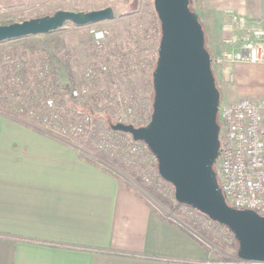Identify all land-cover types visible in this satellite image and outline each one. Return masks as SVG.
<instances>
[{
    "label": "crops",
    "instance_id": "obj_1",
    "mask_svg": "<svg viewBox=\"0 0 264 264\" xmlns=\"http://www.w3.org/2000/svg\"><path fill=\"white\" fill-rule=\"evenodd\" d=\"M202 1L197 12L207 17L213 53L264 29V0ZM215 73L230 100L264 96V64L225 63ZM133 187L75 145L0 110V264L214 261L185 220L165 215Z\"/></svg>",
    "mask_w": 264,
    "mask_h": 264
},
{
    "label": "water",
    "instance_id": "obj_2",
    "mask_svg": "<svg viewBox=\"0 0 264 264\" xmlns=\"http://www.w3.org/2000/svg\"><path fill=\"white\" fill-rule=\"evenodd\" d=\"M161 22L153 71L151 119L145 125L112 123L111 128L144 142L156 156L159 175L175 188V199L228 227L238 241V258L264 263V216L229 205L218 184V112L221 91L206 47L199 13L190 0H154ZM111 6L93 10L60 9L53 14L0 25V42L47 34L67 22L86 25L112 19Z\"/></svg>",
    "mask_w": 264,
    "mask_h": 264
},
{
    "label": "rangeland",
    "instance_id": "obj_3",
    "mask_svg": "<svg viewBox=\"0 0 264 264\" xmlns=\"http://www.w3.org/2000/svg\"><path fill=\"white\" fill-rule=\"evenodd\" d=\"M190 3L192 10L196 12L205 5L202 0H190ZM108 6L115 11L112 19L86 25L67 22L53 32L15 38L0 45V75H4L8 66L19 67L17 63L20 60L27 61L22 69L30 76L41 67L44 58L52 59V64L47 66V70H54V75L51 74L52 80L55 79L59 85L69 81V91L72 93L69 96L72 97L75 108L84 112L93 108L95 116L104 123V129L111 126V121L117 123L120 119L125 122L132 120L115 104L114 98L117 95L132 100L137 109L142 101L151 108L154 98L152 65L158 59V52L155 54V51L161 39V33L159 35L157 31L161 30V22L154 0H0V25L53 14L60 9L88 11ZM206 20L200 17L206 34V47L211 53L212 48L208 44L209 38L205 29ZM33 56L40 64L31 63ZM81 83H85L82 84L83 89L77 90ZM217 85L221 91L220 102L234 101L227 98L218 81ZM11 86H2L0 89V99H7V110L17 112L21 106L22 111L28 112V107L37 98L39 84L30 76L24 86ZM52 109L58 108L54 104ZM28 116L34 118L35 113L29 112ZM74 145L80 153L88 156L80 149V143L76 142ZM94 160L114 172L122 181L132 183L156 209L176 218L178 214H173L175 212L171 210L170 203L165 200L175 198V188L159 175L158 164L134 171L140 176L147 175L159 184L161 188L156 189L141 176L163 198L150 193L137 181L136 175L128 170L112 166L100 159ZM177 217V220L184 221L182 216ZM188 226L209 249L223 256H229L236 251L233 247H219L191 225Z\"/></svg>",
    "mask_w": 264,
    "mask_h": 264
},
{
    "label": "built area",
    "instance_id": "obj_4",
    "mask_svg": "<svg viewBox=\"0 0 264 264\" xmlns=\"http://www.w3.org/2000/svg\"><path fill=\"white\" fill-rule=\"evenodd\" d=\"M253 34L255 39L245 37L240 43L237 38L228 39L230 48L211 53L214 72L217 66L225 63L264 64V29L256 28ZM116 101L124 110V115L131 117V121L138 123L144 120L143 122L147 123L151 119L152 110H148L146 103H140V108L137 109L134 102L124 96L117 95ZM142 110L146 111L145 116ZM85 118L88 122L92 119L89 115ZM120 121L125 122L122 119ZM218 123L220 148L214 168L225 199L235 208L253 210L264 216V96L240 97L232 102H221ZM84 133H87L101 149L131 169L158 164L150 148L144 142L134 140L129 134L112 128L104 129L103 125ZM141 176L147 184L153 185L156 189L161 188L147 175ZM181 211L204 231L228 243L234 241V235L226 226L212 220L198 209L183 205ZM215 262L218 261L214 258L213 262L207 264ZM236 264L264 263L241 261Z\"/></svg>",
    "mask_w": 264,
    "mask_h": 264
},
{
    "label": "trees",
    "instance_id": "obj_5",
    "mask_svg": "<svg viewBox=\"0 0 264 264\" xmlns=\"http://www.w3.org/2000/svg\"><path fill=\"white\" fill-rule=\"evenodd\" d=\"M190 7H191V3H190ZM157 31L160 35L161 30L159 29ZM10 40H13V39H10ZM7 41L9 40L0 42V45L5 44ZM157 52H158V47L156 48L155 54H157ZM31 60H32L31 63L36 62L37 64H40V61L38 62L34 56L31 58ZM51 60L47 57L44 58V62L41 63V67L37 68L33 74H30V76H32V80L34 82L36 81L39 84L40 88L39 90H37V96H36L37 98L35 97L36 99L33 102L31 101L32 102L31 104L29 103L30 106L28 107L29 109L28 112H26L25 110L22 111L21 106L18 108L19 111L9 112L7 110L8 109L7 106H5V104L7 105V99H0V102H1L0 110L10 114L11 116L17 119L24 121L25 123L31 125L35 129L41 130L42 132L46 134L57 137L58 139L63 140L64 142L70 145H74V143L76 142L80 143V149L86 154H88V156H86L80 153L84 159L89 160L93 163H97L94 159H100L112 166H119L121 168H124L128 170L129 172L135 174L137 181L143 187H145L150 193L156 194L158 195V197L163 198L155 190L153 186L152 187L148 186L144 182L143 178L140 175L136 174L134 169L129 168L128 166L120 162L118 159L111 156L105 150L101 149L93 140L90 139V137H88L87 133L86 134L84 133V131L93 130L98 125H103V126L105 125L101 121V119L95 116L93 108H89L87 112H84V111H81L80 109L78 110L75 108L73 99L72 97L69 96V95H72V93L70 94V91H69V81H66L64 84L59 85L56 83L57 81L55 79L52 80L51 74L54 75L53 74L54 70L52 69L47 70V66H49L50 63L52 64ZM26 62L27 61L19 60V62L17 63L19 67L14 65L13 68H10L9 66L8 68H6V70L4 71V75H0V89L2 86L10 87V85H12L14 88H19V87L24 86L27 78L30 77L29 73L25 69H22L23 66L26 64ZM156 64H157V61H156ZM156 64L154 63V65H152V72L154 71ZM82 84H85V83H81L79 85L80 87L79 86L77 87V90L83 89ZM51 91L52 93H50ZM115 98H114L116 102L115 104L119 105ZM54 104L57 106L58 109H52ZM148 107H149L148 110L151 111L152 107L151 108L150 106ZM29 112L35 113V117L30 118L28 116ZM145 112H146L145 110H142L143 116H145ZM87 115L92 117L90 122L86 121L85 117ZM143 121L144 120H141L140 122L137 123V122H133L130 120L128 123H134L137 126H141V125L146 124V122H143ZM112 123L113 122L111 121V124ZM76 127H78V129H76ZM108 128H111V126H109ZM117 178L123 186L129 189H134L133 185L130 184L129 182L122 181L119 176H117ZM165 200L170 203L171 210L177 213L178 215L182 216L184 220L186 221V223L191 225L194 230L201 232L203 235L207 236L219 247L235 248L236 251L229 256H223L219 252L212 251L215 256L216 261L224 262L226 264L238 263L242 261L241 259L238 258V255H237L239 244L236 238L234 239L232 243H228L222 238L215 236L211 233H208L207 231H204L198 225H196L193 220L184 216V213L181 211V207L185 204L179 203L178 201H176L175 198H173L172 200H167V199ZM204 245L206 244L204 243Z\"/></svg>",
    "mask_w": 264,
    "mask_h": 264
}]
</instances>
